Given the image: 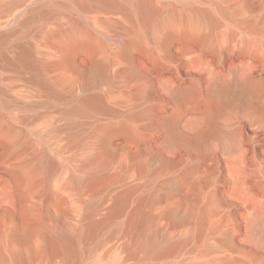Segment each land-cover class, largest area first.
<instances>
[{
	"label": "rangeland",
	"instance_id": "374dc122",
	"mask_svg": "<svg viewBox=\"0 0 264 264\" xmlns=\"http://www.w3.org/2000/svg\"><path fill=\"white\" fill-rule=\"evenodd\" d=\"M64 1L0 0V38L8 35L0 55V223L6 235L27 214L53 238L89 221L100 227L78 240L76 257L48 244L27 264H264V86L247 95L207 93L211 76L230 82L236 71L264 82V0H150L173 18L171 39L161 42V31L131 47L125 32L139 24L127 0H70L68 8ZM34 13L37 20L22 25ZM185 22L192 25L186 36ZM77 23L102 45L78 49L62 64L60 40L49 37ZM23 48L32 67L16 64ZM177 86L194 88L197 97L173 98ZM93 95L114 113L87 107L66 115ZM171 114L176 121L167 131L160 118ZM103 124H127L129 131L113 132L101 167L86 159L100 149L96 130ZM23 166L36 168L28 181L19 178ZM72 176L81 178L80 189L68 184ZM46 191L62 196L64 215L46 203ZM122 195V210L104 218ZM187 206L191 222L179 223ZM144 220L147 233L160 231L159 247L178 241V248L150 252L139 229ZM197 225L199 236L183 240ZM5 235L2 264H10Z\"/></svg>",
	"mask_w": 264,
	"mask_h": 264
},
{
	"label": "bare ground",
	"instance_id": "6f19581e",
	"mask_svg": "<svg viewBox=\"0 0 264 264\" xmlns=\"http://www.w3.org/2000/svg\"><path fill=\"white\" fill-rule=\"evenodd\" d=\"M92 1H97L98 3L104 6H115V2H114L115 0H83L81 3H79V5L86 6L88 3ZM127 1L129 2V5H130L128 12L130 13V15L132 14L135 20H137L139 27H137V29L136 27L135 28L132 27L131 29H129L130 28L129 27L126 30V32L124 31L127 36L124 42V45L126 47L138 46L142 42L141 41L142 37L145 35L146 36L151 35L154 37L155 35H157L156 37L158 38L159 37L158 33L160 35L161 31H163L162 32L163 35L160 36L161 37L160 41L165 42L169 40V38L171 37L170 29L174 25V20L172 17L160 15L159 10H157L154 7L153 3L150 0H127ZM212 5L214 9L219 10V12L222 14H225L224 10L222 11V9L218 6V4L213 3ZM64 6L67 8L70 7L71 1L65 0L63 7ZM200 12L203 13L202 15H204L205 17H208L209 20L211 19L210 9L209 10L205 9V11H200ZM39 15H40L39 13H34L32 17H30L27 20H24L22 25L28 26L29 24L28 22L31 20L34 21V19L37 18ZM213 19L214 18L211 19V23L212 21H214ZM189 23L185 22L184 24V29L182 32L183 34H185V36L186 34H188V30L192 29L191 27L192 25H190ZM83 26L81 23L73 24L71 29L68 31L57 32V33L50 35L49 38H52V40L53 38H57L60 40V43H61L60 51L63 57L62 62H61L62 64L63 62L66 63L69 57L76 50L84 49L87 51H93V50H96L102 43L100 41L101 39L99 40V37L97 36L95 32L90 31L84 28ZM7 46H8V35L5 33V34H2L0 38V55L1 56L6 55L5 51H6ZM26 55H27V50L23 48V51L18 57L16 64H20L22 66L28 65V67L31 65L32 67V64H30V61L26 59L27 58ZM104 70H105V66H100L98 68L99 75L104 77L105 76ZM34 78L37 82L42 84L47 89H52L50 86L51 84H47L43 82L37 76H35ZM60 78L64 80L66 79L64 76ZM262 86H264V82L248 77L242 71H236V72H233V77L230 79V82H226L218 76H211L208 87H207V93L211 97H215L219 94H222L223 92H235L241 95L242 94L247 95L249 93H252L253 91L258 90ZM170 90H171L172 97L177 100L183 96H189V97L191 96L194 98L197 97V91L192 87L177 86V87H172ZM87 107L90 109L95 108L96 110H101L108 114L114 113V111L111 108L102 104L100 96L93 95L92 97H88L84 99V101H82L80 105L75 106L69 111H67L66 115L71 116L74 114L83 113ZM134 115H135L134 113L131 114V116H134ZM175 121H176V118L172 114L164 115L160 118V123L163 125V127H165V129H167V131H171V129H173ZM196 123H197L196 121H193L191 124L195 125ZM117 129L123 132H128L129 126H127V124H123L119 128H114L110 126L109 124H103L97 127L96 135H97V139L99 140L100 149L97 150L92 155H90L86 159V163L99 164V166L101 167L106 166V164L108 163L106 145L109 141V138L112 136L113 132H115ZM167 135L171 136L170 133ZM172 137L173 136L169 137L168 139L171 141L170 145L173 143L174 144L176 143L175 142L176 140L174 141V138L172 139ZM20 169L22 170L18 171L21 175V177L19 178L23 179L24 181H28L29 178L34 173V171H36L34 170L36 169L35 167L33 168L30 166H23ZM77 176H72L68 184L78 189L79 186H81L82 181H81V178H78ZM45 201L47 204H52L58 207L60 209V212L57 210L58 211L57 214H59L60 216L66 213V210L64 207L65 201L58 192L46 191ZM125 201H126L125 195L117 197L114 203L112 204V206L109 208L104 218L108 219V218H112V216L114 217L115 214H117L118 212L122 210V207ZM184 206H186V204ZM188 208L189 207L187 206L185 213L183 214V220H179V223L191 222V212ZM180 209L182 210L184 208L182 207ZM172 212H173L172 210H167L165 211V215L171 216ZM26 213H29V212H26ZM93 213H94V208H93V201H92L91 204L89 205V210L87 213L88 217L91 218ZM26 218L27 219H25L26 221L24 220L25 222L23 224L14 225L13 228H11L10 232L6 235L3 231L2 224L0 223V238H2L4 235L7 238V244L5 246V249L10 254V257H9L10 264H27L28 261H31L32 258L39 255V253L45 250L48 244L49 246H51L50 244H53L52 246L53 247L55 246L54 248H61L62 250L70 254V256L74 257L78 253V248H77L78 240L82 238L94 237L97 234V231L100 227V222L89 221L86 224V226L82 229L78 230V229H71V228L66 229L65 228L57 237L53 238L52 235L51 237H49L50 235L47 237V235L45 234L46 233L45 228H43L45 226H43L39 220H35L34 218L30 219L27 217V214H26ZM259 220H260L259 217L255 218V222L256 221L259 222ZM146 222H147L146 220L141 222L139 224V229L141 231L140 234L141 233L147 234V248L149 249L150 252H158V253L160 252V254L161 253L165 254V253H169L175 250L176 248H178L180 244L178 241L177 242L173 241L172 244L170 245L167 244L168 246L166 248L159 247L161 245V238H160L161 236L159 233L160 231H150L149 233H147L146 227H145ZM199 232H200V228H199V225H197L194 228V230L190 231V233L187 232L183 240H188L190 238L196 239V237L199 236ZM36 235H41L43 237L41 241L39 240L36 242L32 240V238ZM138 247L140 246L138 245ZM6 261H7V257L5 256L4 251L0 250V263L2 264ZM228 263H229L228 260L223 259L222 261L218 263L206 262L205 264H228Z\"/></svg>",
	"mask_w": 264,
	"mask_h": 264
}]
</instances>
